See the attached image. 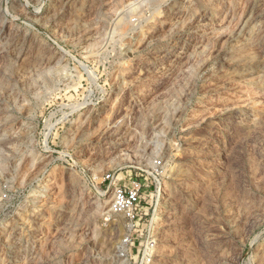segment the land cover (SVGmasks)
Masks as SVG:
<instances>
[{
	"label": "rangeland",
	"instance_id": "rangeland-1",
	"mask_svg": "<svg viewBox=\"0 0 264 264\" xmlns=\"http://www.w3.org/2000/svg\"><path fill=\"white\" fill-rule=\"evenodd\" d=\"M67 1L0 0V264H134L108 173L149 185L152 264H264V0Z\"/></svg>",
	"mask_w": 264,
	"mask_h": 264
},
{
	"label": "built area",
	"instance_id": "built-area-1",
	"mask_svg": "<svg viewBox=\"0 0 264 264\" xmlns=\"http://www.w3.org/2000/svg\"><path fill=\"white\" fill-rule=\"evenodd\" d=\"M162 161L157 160L155 167L148 171L151 176L159 175L158 168L162 167ZM147 171V170H146ZM108 182V186L103 190L102 194H108L110 197V211L112 213L121 214L124 217L126 225L129 228V234L123 236L117 245V252L120 256L130 255L132 248L138 250V258L134 264H152L156 241L152 234L148 221L151 206L143 207L144 188L149 187L138 176L130 178L128 184L120 183L116 174H107L104 178ZM157 190V186H154ZM160 192V191H159ZM146 203H148L146 201ZM150 222V221H149ZM152 223V222H151Z\"/></svg>",
	"mask_w": 264,
	"mask_h": 264
},
{
	"label": "bare ground",
	"instance_id": "bare-ground-1",
	"mask_svg": "<svg viewBox=\"0 0 264 264\" xmlns=\"http://www.w3.org/2000/svg\"><path fill=\"white\" fill-rule=\"evenodd\" d=\"M68 1H70V0H68ZM67 1V2H68ZM152 2H157L158 0H151ZM160 1V0H159ZM158 1V2H159ZM162 1V0H161ZM164 1H166V0H164ZM163 2V1H162ZM162 4V3H161ZM152 5V4H151ZM148 6V5H147ZM152 10V9H151ZM36 13H39L40 11H35ZM157 13V12H156ZM127 14H129V13H127ZM154 14V13H153ZM152 14V15H153ZM154 15H156V14H154ZM158 15V14H157ZM188 16V15H187ZM186 16V17H187ZM119 17H121V16H119ZM126 17V16H125ZM189 18V17H188ZM188 18H186V19H188ZM117 19V18H116ZM127 19H129L128 18V16H127ZM186 19H183L182 21L183 22H186ZM118 20V21H117ZM116 21V23L115 24H113L114 25V27L112 28L113 30V32L112 33H114V31H115V29H116V27L118 26V25H123L122 23H124V22H122V20L124 21L125 19H124V17H121V18H118ZM126 21V20H125ZM128 21V20H127ZM178 21H180V20H178ZM181 21V22H182ZM181 22H179V23H181ZM190 22V21H189ZM0 25H1V27H0V46H1V42H2V40L3 39H5V38H8V39H10V41H8V43L12 46V47H14V48H16V49H18L19 51H20V53H21V50H22V48H20L19 46H20V44H19V37H18V35H19V33H20V29H17V28H13L10 32H8V31H6V29H5V26H6V23H5V18H3L2 16H0ZM182 25V24H181ZM111 33V34H112ZM212 47V46H211ZM213 49V48H212ZM214 50V49H213ZM212 51V50H211ZM60 65V64H59ZM57 66V65H56ZM62 66L64 67V65H61V66H59V67H61V69H62ZM54 69V68H53ZM64 69V68H63ZM49 71V70H48ZM55 71H57V72H60L61 70L59 69H54L52 72L54 73ZM51 72V71H50ZM57 74V73H56ZM48 75H49V73H48ZM112 109V108H111ZM118 113V112H117ZM123 121V120H122ZM118 123H121L120 121L118 122ZM117 122L116 123H107L106 125H105V129L104 130H102V135H103V137L105 138V136L104 135H107L108 136V134L109 133H112V134H117L116 132L121 128V124H118ZM107 128V129H106ZM100 138V137H99ZM118 138V137H117ZM119 139H121V138H119ZM124 139V138H123ZM120 142H116V144H119ZM115 147H116V145L114 146V145H112V146H110V149L111 150H115ZM121 150V149H120ZM116 152H117V150H115ZM121 152H122V150H121ZM123 153V152H122ZM122 153H119L118 152V156H114L113 158L115 159H113V161H118V163H135V164H137V165H139V166H142V167H144L143 169H146V170H148V169H150V168H153L154 167V163L152 162V161H150L149 159H142V158H138V157H133V156H131L129 153H125V154H122ZM122 154V155H121ZM146 161V162H145ZM108 162V161H107ZM109 163V162H108ZM110 165H112V164H110ZM160 193H161V191H160ZM107 202L108 201H105V202H103L102 204L101 203H98L97 204V206L96 207H93V209H91L89 212V216H90V220H91V222L93 223V225L95 224V227L92 229V234H93V236L97 239V236H99V235H101V228L100 227H97L96 226V223L98 222V219H99V217L100 216H103L105 213H103V211L107 208ZM101 204V205H100ZM89 210V209H88ZM107 212H111L110 211V209L107 211ZM106 212V213H107ZM102 213H103V215H102ZM113 215H115V218L113 219V223H112V229H113V232H115V234H121V233H123L124 232V235L126 236V235H128L129 234V228H128V226L127 225H125L124 223H123V220H122V218L119 216V215H117L116 213H114ZM162 215H161V213H157V216H155V218H154V220L155 221H157L158 222V220L160 219V217H161ZM91 224V223H90ZM98 224V223H97ZM152 225H154V224H152ZM113 234L114 233H112V236H113ZM96 242V241H95ZM103 242V243H102ZM101 242V248H102V251L104 252V255L106 254V255H108L111 251H113V249H114V247H115V244L117 243L116 241H115V237H108V238H105L104 239V241H102ZM95 244V243H94ZM125 261H127V260H125Z\"/></svg>",
	"mask_w": 264,
	"mask_h": 264
}]
</instances>
